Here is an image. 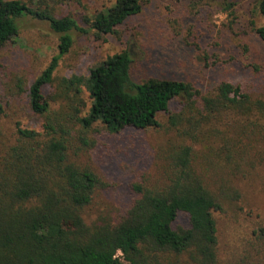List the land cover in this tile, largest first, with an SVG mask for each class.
<instances>
[{
	"label": "trees",
	"instance_id": "1",
	"mask_svg": "<svg viewBox=\"0 0 264 264\" xmlns=\"http://www.w3.org/2000/svg\"><path fill=\"white\" fill-rule=\"evenodd\" d=\"M145 1L116 0L95 15L92 29L117 33L118 26L142 12ZM252 1L263 20L254 31L264 42V0ZM26 16L48 22L59 44L28 89L29 107L43 119L42 130L19 126L16 143L0 157V264H226L215 212L224 211L237 191L228 181L224 190L211 189L194 168L195 149L213 137L221 145L209 147L208 159L213 152L219 167L249 173L250 147L260 141L253 139L242 152L243 135L260 123L255 115L264 116V103L226 79L210 91L176 78L137 81L127 50L94 64L87 75L63 77L48 94L60 59L74 42L72 33L88 30L71 15L57 17L24 0H0V47L18 34L19 20ZM175 100L179 111L172 110ZM161 115L167 116L165 122ZM165 123L179 137L168 151L167 177L154 184L132 182L134 196L123 211L88 222L86 209L108 185L78 161L80 144L86 146L98 128L118 135ZM255 134L251 130L247 139ZM254 156L264 162V145ZM181 215L186 226L176 224ZM259 231L264 236V227ZM261 248L264 256V243Z\"/></svg>",
	"mask_w": 264,
	"mask_h": 264
},
{
	"label": "rangeland",
	"instance_id": "2",
	"mask_svg": "<svg viewBox=\"0 0 264 264\" xmlns=\"http://www.w3.org/2000/svg\"><path fill=\"white\" fill-rule=\"evenodd\" d=\"M24 1L48 8L57 17L71 15L88 30L72 33L74 42L60 59L48 94L57 90L63 77L87 75L94 64L127 50L133 58L137 81L176 78L193 81L203 91H210L226 79L240 84L253 100L264 103V42L254 31L263 20L252 0H146L142 12L118 26L113 34L97 33L92 21L116 0ZM58 44L59 35L48 22L26 16L19 20L18 34L0 47V157L16 143L19 126L42 130L43 119L29 107L28 89L57 55ZM85 98L88 100L87 93ZM171 107L179 111V101ZM258 117L262 118L260 123L250 126L243 135L246 140L242 152L254 140L260 141L259 146L250 147L252 158L244 165L249 173L236 175L219 167L213 152L209 160V147L221 145L213 137L195 149L194 168L208 186L220 191L228 181L237 191L224 204V211L215 212L220 258L226 264L264 260V236L259 231L264 227V162L254 156L264 145V116L255 115ZM160 119L165 122L167 116L161 115ZM218 125L224 130L217 120ZM251 130L256 134L247 139L252 136ZM87 138L86 146L80 144L78 161L108 185L97 191L93 204L86 209L90 223L106 212L115 216L123 211L134 196L132 182L154 184L164 180L169 172V149L179 139L166 123L145 130L130 128L118 135L98 128ZM176 224L186 226V217L181 215Z\"/></svg>",
	"mask_w": 264,
	"mask_h": 264
}]
</instances>
